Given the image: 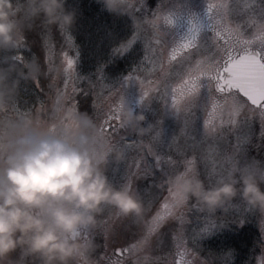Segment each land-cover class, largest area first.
<instances>
[{
    "label": "snow or ice",
    "instance_id": "1",
    "mask_svg": "<svg viewBox=\"0 0 264 264\" xmlns=\"http://www.w3.org/2000/svg\"><path fill=\"white\" fill-rule=\"evenodd\" d=\"M167 3L161 0L145 14L143 26L116 50L126 52L137 40L145 45L142 61L119 87L106 83L101 72L87 89L80 88L83 78L76 72L77 57L56 51L50 28L43 26L46 31L41 33L46 57L33 80L39 87L40 75L48 77V104L41 102L39 109L33 106L22 114L55 117L59 111L79 109L76 96L91 92L93 114L127 151L123 182L141 194L150 209L143 227L132 230L131 222H109L95 234L104 240V254H97V264H229L231 253L204 256L196 243L224 218L200 217L202 226L190 233L186 226L192 213H201L199 204H187L167 177L185 169L213 182L250 162L264 163L249 155L250 147L264 149V0H206L203 15L189 14L186 30L179 34L174 30L183 13ZM144 6L145 0H136L134 10ZM60 30L72 43L67 30ZM26 46L23 31L16 47ZM15 59L25 65L22 54ZM132 81L140 86L142 104L158 99L176 117L179 130L166 143L162 121L151 125L147 138H133L123 126L120 113L128 102L124 90ZM14 110L20 111L17 104ZM257 130L258 145L254 144ZM139 179L151 183L139 187ZM233 208L241 213L238 222L243 224L251 209L229 205ZM259 223L264 233V218L259 216ZM169 239L171 249L165 252ZM257 244L261 249L257 264H264V238ZM158 252L162 254H154Z\"/></svg>",
    "mask_w": 264,
    "mask_h": 264
},
{
    "label": "clouds",
    "instance_id": "2",
    "mask_svg": "<svg viewBox=\"0 0 264 264\" xmlns=\"http://www.w3.org/2000/svg\"><path fill=\"white\" fill-rule=\"evenodd\" d=\"M107 10L131 17L137 30L136 0H103ZM77 11L67 0H0V50L17 46L18 37L37 21L71 29ZM24 75L41 73L37 59L25 61ZM16 68H0V264H97L96 233L111 222L143 227L149 207L127 182L115 183L109 165L127 159L88 111H59L42 118L14 110L19 81ZM123 126L138 137L152 132L144 112L128 102ZM187 204L214 215L241 201L264 218V163L250 162L215 181L179 169L167 177ZM111 225H109V228Z\"/></svg>",
    "mask_w": 264,
    "mask_h": 264
},
{
    "label": "trees",
    "instance_id": "3",
    "mask_svg": "<svg viewBox=\"0 0 264 264\" xmlns=\"http://www.w3.org/2000/svg\"><path fill=\"white\" fill-rule=\"evenodd\" d=\"M67 3L77 11L75 25L66 29L73 42L68 43L60 28L52 26L51 39L56 51L59 53L58 50L62 47H68L73 54L78 53L76 72L85 80L96 81L101 72L106 83L127 75L140 58L139 49L130 48L122 53L116 50L132 36L134 29L131 17L109 12L103 0H67ZM44 31L46 29L37 21L33 27L24 30L26 47L0 50V68L9 69L11 65H16L9 73V81H19L16 103L21 110H29L33 106L37 109L49 94L48 77L42 73L38 87L30 76L21 74L22 70L27 73L28 69L15 59L18 54H22L26 61L35 58L43 64L46 53L41 33ZM87 87L88 85L84 89ZM92 100L91 92L87 96L81 93L78 96L79 110L93 114ZM258 239H261V233L257 221L248 217L241 225L226 221L222 230L212 237L201 239L200 245L216 256L231 253L229 264H248L259 250Z\"/></svg>",
    "mask_w": 264,
    "mask_h": 264
},
{
    "label": "rangeland",
    "instance_id": "4",
    "mask_svg": "<svg viewBox=\"0 0 264 264\" xmlns=\"http://www.w3.org/2000/svg\"><path fill=\"white\" fill-rule=\"evenodd\" d=\"M206 0H168L167 3V7H169L170 9H175L178 10L179 8L185 7V6H189V5H199L201 3H205ZM161 3V0H145V6L143 9H141L140 11L136 12V15L138 17H140L141 19H143V17L145 16V14H149L152 11H154ZM133 32L132 35L135 33L136 29L133 27ZM175 32V30H174ZM132 37V36H131ZM137 45H139L137 47ZM134 46V47H133ZM132 49H139V53H140V58L138 59L137 63L134 65V67L136 65H138L144 55H145V45L143 40H137L131 47ZM61 49H63V51L67 52L69 54L70 57L72 58H76V53H72L70 51V49L67 47H62ZM58 50L59 52L61 51ZM130 49V48H129ZM46 55L44 56V60H45ZM46 62V61H45ZM59 62V61H58ZM77 65V62H76ZM75 65V67H76ZM133 67V68H134ZM77 69V68H76ZM78 75V73H77ZM128 75V74H127ZM127 75H122L118 78H116L115 81L108 83L110 85H113L115 87H119V85L124 81V78ZM79 76V75H78ZM82 77V76H79ZM83 78V77H82ZM86 81V82H85ZM89 81H91V79H86L83 78L80 82H79V86H81L82 89H84L86 87V85L89 84ZM93 81V80H92ZM81 84V85H80ZM62 86V85H61ZM124 94L126 96V99L128 101V103L137 111V112H144L145 115L147 116V120L143 122L144 126H148V125H155L158 124L162 121L161 127L163 128V138L165 143L170 140V138L179 130V123L176 119V117L171 114V112H166L162 103L158 100V99H153L151 101L150 104L148 103H144L142 104L140 102V96H141V91H140V86L137 82L132 81L130 83H128L125 87L124 90ZM49 95V94H48ZM48 95H47V100L45 101V104H48ZM78 96H76V99L78 101ZM40 106L37 108L39 109ZM50 115V113L42 115V118H47V116ZM257 129H258V125H257ZM133 136V138L138 137L137 134L135 132H131L130 130H128ZM259 133L257 130V137L254 140V144L258 145L260 143L259 141ZM163 147V146H162ZM249 155L251 157H255L256 160H264V149H258L256 147H250L249 149ZM127 166V161H123L120 163H116L113 162L109 165L108 168V174L110 176V178L117 184H120L123 182L124 180V172ZM151 183L150 180L146 181L143 179H139L137 180V185L139 187H143L145 186V184ZM234 204L236 205H240L241 208L246 207L241 201L237 200L234 202ZM205 215H208L207 213H197L194 212L191 214V223L189 225H187L186 227L188 228L189 232L191 233V231L193 229H198L199 227L202 226V219H200V217H203ZM214 216L218 217V218H224V222L223 223H218V226L216 229H214L210 234H204L202 235L197 241L196 243L199 245L200 247V251L201 254L204 256H207L210 252H207L201 245H200V240L203 238H207V237H212L213 235H216L217 232H219L220 230H222L225 226H226V221L229 222H233L235 224H239L241 225V223H239V218L241 216V213L239 211H237L235 208L230 209L229 212L227 213H221L218 212L216 214H214ZM248 217H253V219H255L257 221V225L260 228V223H259V213L251 210L247 213H245V220ZM132 230L136 229V225L131 224ZM261 233V231H260ZM264 238V233H261V239ZM96 241L97 243L100 245V248H98L97 250V254L98 255H103V244H104V240L102 236H96ZM166 247L164 249V251H168L171 249V241L169 239V241L166 242ZM155 255H160L162 253H154ZM261 255V249L259 248L258 251H256L255 255L252 256V264H257V260ZM224 255L218 256V257H222ZM230 262V261H229ZM217 264H219V261H217ZM249 264V263H248Z\"/></svg>",
    "mask_w": 264,
    "mask_h": 264
},
{
    "label": "flooded vegetation",
    "instance_id": "5",
    "mask_svg": "<svg viewBox=\"0 0 264 264\" xmlns=\"http://www.w3.org/2000/svg\"><path fill=\"white\" fill-rule=\"evenodd\" d=\"M205 8H206V2L201 3L199 5H189V6L179 8L178 10L182 11L184 18H183L181 24L177 27V29H175V32L179 34V33H182L183 31H185L186 27H187V16L189 14H192V13H195L198 15H203ZM176 9L177 8H175L173 10H176ZM131 136H133V135L131 134Z\"/></svg>",
    "mask_w": 264,
    "mask_h": 264
}]
</instances>
